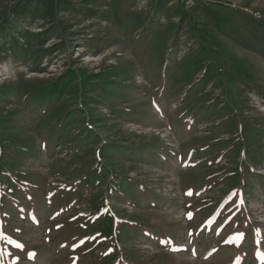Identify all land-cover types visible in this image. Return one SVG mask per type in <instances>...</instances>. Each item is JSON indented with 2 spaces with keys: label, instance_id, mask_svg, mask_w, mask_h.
<instances>
[{
  "label": "rangeland",
  "instance_id": "1",
  "mask_svg": "<svg viewBox=\"0 0 264 264\" xmlns=\"http://www.w3.org/2000/svg\"><path fill=\"white\" fill-rule=\"evenodd\" d=\"M15 1L0 264H264V0Z\"/></svg>",
  "mask_w": 264,
  "mask_h": 264
},
{
  "label": "trees",
  "instance_id": "2",
  "mask_svg": "<svg viewBox=\"0 0 264 264\" xmlns=\"http://www.w3.org/2000/svg\"><path fill=\"white\" fill-rule=\"evenodd\" d=\"M39 4H41V0H16L14 2L11 12L9 13L8 18H11V21L37 20L36 16L39 11ZM44 5L49 6V12H53L60 5H63L65 11H71L72 9H76L72 5V3H68L66 0H48V2L45 1ZM7 25L0 24V33L5 32Z\"/></svg>",
  "mask_w": 264,
  "mask_h": 264
}]
</instances>
